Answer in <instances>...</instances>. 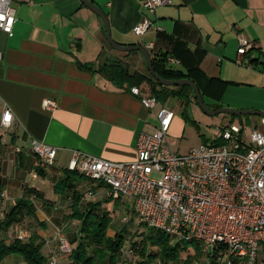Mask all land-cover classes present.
<instances>
[{"label":"crops","instance_id":"obj_1","mask_svg":"<svg viewBox=\"0 0 264 264\" xmlns=\"http://www.w3.org/2000/svg\"><path fill=\"white\" fill-rule=\"evenodd\" d=\"M91 1L105 12L111 36L118 43L143 47L152 43L147 49L151 56L166 53L175 57L176 62L166 58L167 63L202 86L206 91L203 100H209L210 109L227 106L264 111V0H172L153 12L142 8L143 0ZM11 4L15 10L12 33L0 29V116L5 106L14 115L10 128L0 126V218L23 195L29 197L32 211L0 231V240L9 243L15 237L28 240L37 235L47 258L54 253L60 264H78L69 254L59 252L57 238L58 232L63 233L72 248L79 240L80 222L70 217L74 190L81 193V211L87 202L98 203L114 217L116 203L124 199L108 197L102 183L84 176L75 177L72 188L56 191L54 184L68 169L72 149L111 160L136 157L139 133L157 124L156 108L144 106L131 91L136 84H115L97 68L121 59L130 69L147 74L146 61L139 50L111 46L102 19L81 0H11ZM142 16L161 29L149 28L136 35L132 27ZM240 37L254 45L236 61ZM139 86L148 84L143 81ZM171 97L158 101L169 106ZM44 98L56 99L57 106L45 107ZM192 104L197 102H190L187 114L191 115ZM225 113L218 123L234 122L238 116L246 134L253 127L264 128L261 115ZM184 126V118L174 112L167 134L171 146L173 136ZM31 139L56 146L52 164L39 162L29 148ZM28 188L33 192L28 194ZM121 228L112 221L107 233ZM126 252L122 250L116 264H137ZM200 259V264H208L204 255ZM2 262L30 264L15 252L5 254ZM263 263L264 242L257 251V264ZM101 264L114 263L106 259Z\"/></svg>","mask_w":264,"mask_h":264},{"label":"built area","instance_id":"obj_2","mask_svg":"<svg viewBox=\"0 0 264 264\" xmlns=\"http://www.w3.org/2000/svg\"><path fill=\"white\" fill-rule=\"evenodd\" d=\"M171 3L143 0L141 6L153 12ZM14 20L11 0H0V29L11 34ZM149 28L161 29L142 16L132 30L140 35ZM253 45L240 37L236 61ZM167 61L177 60L168 56ZM130 89L144 106L156 108L157 117L153 129L139 133L136 157L111 160L72 149L67 168L102 183L108 197L131 199L133 211L147 227L163 230L172 240L196 243L208 264H257L258 247L264 242V128L253 127L246 134L240 123H219L211 141L176 152L167 138L174 111L138 86ZM43 104L55 108L57 101L44 98ZM13 122V111L5 106L0 126L7 130ZM261 122L264 126L263 116ZM29 144L40 163L54 162L56 146L38 139ZM57 238L59 252L70 254L67 237L58 232ZM47 264H60L58 255L51 254Z\"/></svg>","mask_w":264,"mask_h":264},{"label":"trees","instance_id":"obj_3","mask_svg":"<svg viewBox=\"0 0 264 264\" xmlns=\"http://www.w3.org/2000/svg\"><path fill=\"white\" fill-rule=\"evenodd\" d=\"M151 57L153 67L159 75L168 79L190 78L198 86L202 97L206 94V91L197 81L167 63L166 53H155ZM97 70L115 84L121 85L127 83L129 85H137L146 81L151 95L159 101H164L170 96L176 97L180 101L184 121L193 124L196 123L187 114L190 102L193 101L196 103V98L189 85H168L160 83L149 71L146 74L132 70L121 59H116L108 63L104 62ZM230 115L232 117L235 116L234 114ZM37 170L43 174L40 169ZM75 177L83 178V175H79L76 170L66 169L64 176L54 184V189L59 191L67 187L72 188L71 186L74 185L73 180ZM31 192H33V189L28 188L27 193L29 194ZM73 193V210L70 217L80 222V233L78 234L79 240L72 248L69 257L73 262L78 264H101L106 259L116 264L117 262L113 257L121 254L122 250H124V227L111 235L108 234L107 230L110 228L113 219L112 214L108 210L100 209L98 203L91 202H87L81 211L79 209L81 193L76 190ZM31 211V201L28 196L23 195L16 198L13 206L0 218V231L8 229L15 222L22 221ZM140 223L145 225L142 221ZM41 246L42 242L38 240L37 235L33 234L30 235L28 240H23L18 237L13 238L9 243L0 240V264H3L2 257L11 252L21 254L30 264H47V257L42 253ZM153 247L156 250L152 251L150 249ZM133 250L142 257L139 264H155V260H158L160 264H165L168 261H177L181 258L182 264H197L195 261L203 255L196 243L184 241L172 243L168 233L153 227H149L145 237L140 239L138 243L134 242L132 252Z\"/></svg>","mask_w":264,"mask_h":264},{"label":"rangeland","instance_id":"obj_4","mask_svg":"<svg viewBox=\"0 0 264 264\" xmlns=\"http://www.w3.org/2000/svg\"><path fill=\"white\" fill-rule=\"evenodd\" d=\"M139 85L140 83L137 84V86L141 89L143 93L151 95L150 89L148 86L140 87ZM171 98L172 100L169 103V107L172 108V110L175 112V115L182 117V107H181L180 101L177 98L175 99L173 97ZM205 104L208 108H210L209 106L211 105L209 104L208 99H205ZM191 106H192V111L190 112L191 115L190 114L188 115L190 118L194 119L196 123L193 124L188 121L185 122V126L181 130L180 134L177 136H173V138H175V143H173L171 147L176 152L183 153L188 148L198 145L201 141H204V140H206L207 142L211 141L213 139V129L215 128L216 125L219 124L218 122L222 120V115H224L223 114L224 112L223 113L219 112V113L210 115V114L205 113L197 104H192ZM225 115L227 114L225 113ZM240 117L244 118V116H240ZM234 122L239 123L238 116L234 118ZM119 200H122V199H119ZM113 203H114L113 200L109 202L108 207L110 209H113L112 208L114 206ZM124 203H121V202L116 203L115 205L116 209L114 212H117V213H115L116 214L115 217L113 216L112 221L116 225V228H120L121 226L124 227L123 231H124V236H125V242H124L123 249L124 251H127L124 254L127 255V258L133 259L138 264V260L141 259L139 253L134 254L136 252L135 250H133V252L132 251L128 252V251L129 249L130 250L132 249L134 242L138 243L140 239L145 237L147 231L149 230V227L140 223L141 220L131 208L132 206L131 199H124ZM111 212L113 213V210ZM171 242L175 243L177 241L175 239L174 240L171 239ZM150 249L152 251L156 250L155 247L150 248ZM122 255L123 253H121L120 256L115 255L113 258L115 259V261H117V259L118 260L122 259ZM132 256H134V258ZM124 261H128V260L125 259ZM128 262L129 264H132V261H128ZM155 263H159V262L155 260ZM181 263H182V258L179 259L177 262L170 261V262H167L166 264H181ZM200 263H201V259H198L197 264H200Z\"/></svg>","mask_w":264,"mask_h":264},{"label":"water","instance_id":"obj_5","mask_svg":"<svg viewBox=\"0 0 264 264\" xmlns=\"http://www.w3.org/2000/svg\"><path fill=\"white\" fill-rule=\"evenodd\" d=\"M81 1L87 6H89L93 11H95L98 16H100L105 26V37L111 46L119 50H139L145 58L149 73L155 79H157L160 83L168 84V85H183V84L189 85L196 98V102L198 106L205 113L210 114V115L216 114L219 112H226V113L237 114V115L258 114L264 117V111L258 110V109H235V108H231L227 106L218 107L215 109L208 108L203 100V97L199 91L198 86L190 78L181 77V78H175V79H168V78H164L161 75H159L153 67L152 57L149 54V51L147 50V48L143 47L140 44H134V43L133 44H122V43H118L117 41H115L111 36L110 26H109V22H108L105 12L100 7H98L96 4H94L91 0H81Z\"/></svg>","mask_w":264,"mask_h":264}]
</instances>
